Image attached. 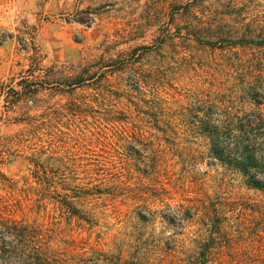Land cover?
Masks as SVG:
<instances>
[{
	"label": "rangeland",
	"instance_id": "1",
	"mask_svg": "<svg viewBox=\"0 0 264 264\" xmlns=\"http://www.w3.org/2000/svg\"><path fill=\"white\" fill-rule=\"evenodd\" d=\"M186 3L0 0V11L21 12L11 31L0 28V36H9L0 45V82L14 88L28 76L31 42L40 60L36 106L24 101L12 108L0 99V172L8 179L0 181V197L8 198L16 220L56 224L55 249L72 255L78 250L62 241L74 239L86 251L116 254L122 246L126 257L136 252L158 264L168 246L210 241L196 206L264 200V192L248 189L240 174L212 158L207 137L217 107L224 120L258 108L264 115L262 78L243 77L229 51L180 39L191 20ZM103 42L117 62L101 60ZM237 52L246 61L254 50ZM39 115L41 140L28 137L25 123ZM19 137L27 140L18 145ZM34 161L90 223L68 218L55 198L41 208ZM234 216L228 210L226 224Z\"/></svg>",
	"mask_w": 264,
	"mask_h": 264
},
{
	"label": "trees",
	"instance_id": "2",
	"mask_svg": "<svg viewBox=\"0 0 264 264\" xmlns=\"http://www.w3.org/2000/svg\"><path fill=\"white\" fill-rule=\"evenodd\" d=\"M263 1L187 0L184 7L190 11L188 13L191 20L184 29L185 36H182L180 29L178 37L193 40L201 46L229 51L228 59L232 58L235 65L243 67V77H260L264 84V78L261 77L264 74ZM165 35L163 31L162 37ZM8 38L9 36H0V45ZM109 48L107 42H103L97 50L101 52V60L115 63L117 60L109 55ZM238 49L254 50V53L244 61L237 52ZM28 51L32 52L28 76H23L18 82L14 80V88H9L6 82H0V99L4 98L12 108L24 101L33 106L40 102V90L34 82L35 74L40 70L39 49L31 42ZM125 54L122 52L119 58H124ZM125 66H119L118 71ZM262 104L257 102L259 106ZM258 109L251 116L227 117L222 125L214 126L207 137L212 158L222 167L240 174L248 189L264 192V115ZM40 116L43 115L30 117L25 122L31 127L29 138L34 136L42 139L37 135L45 126V120ZM0 120H3L2 116ZM226 136L231 139L228 143ZM17 140L18 145H21L27 139L19 137ZM259 151L263 152L262 157L257 156ZM0 152L3 153L2 144ZM38 163L34 161V178L37 180L35 190L40 198L41 208L45 206V198H55L68 218L78 217L90 223L91 220L80 214L68 200L73 196L65 194L63 197L66 199L61 198L58 186L48 179V174ZM260 167H263L262 170L256 173ZM0 181L4 185L8 182L1 172ZM220 205L212 210L203 202L195 208V215L203 213V224L210 228V241L194 240L196 244L193 248L184 245L180 248L176 245L168 246L162 250L164 257L158 264H264V200L251 204L241 198L233 203L223 202ZM228 210L236 213V216L230 218L233 220L231 224H226L229 221L225 217ZM13 212L15 211L8 198L0 197V237L8 236L12 241L8 244L0 238V264H150L146 256H139L136 252L126 257L122 246L118 247L116 254L95 248L86 251L81 242L74 239L62 242L66 247H73L78 251L74 250L72 255L61 252V249L52 246V242L61 235L56 224L47 226L37 220L30 223L26 218L19 221L10 216ZM150 215V220L154 219V214Z\"/></svg>",
	"mask_w": 264,
	"mask_h": 264
},
{
	"label": "clouds",
	"instance_id": "3",
	"mask_svg": "<svg viewBox=\"0 0 264 264\" xmlns=\"http://www.w3.org/2000/svg\"><path fill=\"white\" fill-rule=\"evenodd\" d=\"M20 8L17 6H5V8L0 11V28L11 31L18 22V17L20 16ZM25 18L29 19L27 13H25ZM251 106H249L250 108ZM254 111V110H253ZM253 114L252 111H247L245 115L251 116ZM213 120L215 124L222 125L224 122V116H223V109L217 107L214 114H213ZM137 148H139V145H136ZM3 240L7 241V243H11L12 241L8 236H2L0 237Z\"/></svg>",
	"mask_w": 264,
	"mask_h": 264
}]
</instances>
